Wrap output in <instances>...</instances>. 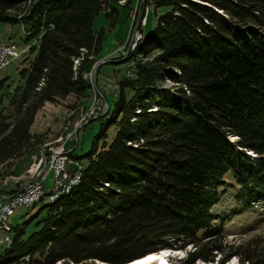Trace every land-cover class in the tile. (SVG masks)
<instances>
[{
	"label": "trees",
	"instance_id": "1",
	"mask_svg": "<svg viewBox=\"0 0 264 264\" xmlns=\"http://www.w3.org/2000/svg\"><path fill=\"white\" fill-rule=\"evenodd\" d=\"M119 1L130 4L0 0V24L18 25L25 46L19 83L0 94V181L41 143L29 128L45 103L85 97L83 74L103 40L94 21L102 14L114 24ZM143 3L169 11L126 57L132 76L95 118L90 151L69 152L84 162L78 184L12 228L0 264H126L163 250L185 251L174 264H264L262 240L224 244L212 213L227 175L238 201H264V0Z\"/></svg>",
	"mask_w": 264,
	"mask_h": 264
},
{
	"label": "rangeland",
	"instance_id": "2",
	"mask_svg": "<svg viewBox=\"0 0 264 264\" xmlns=\"http://www.w3.org/2000/svg\"><path fill=\"white\" fill-rule=\"evenodd\" d=\"M123 4L124 1L116 7L117 17L114 24H110L102 14L94 21L95 29L103 30L100 53H102V55H107L103 60V63H106L99 67V72L97 71L98 84L100 81H108L109 83L115 81L116 83L126 76V65H130V69H132V61L126 62L125 60L130 59L131 57L127 59L126 57L130 56V54L142 44V41L137 42L136 40L133 42L136 36L131 35V33L134 29L137 16L142 15L143 9L147 8V10H145L144 26L141 27L140 30L143 37L155 27L156 17L169 11L167 7H158L154 9V6L151 4L144 5L143 0H130V4L126 8L122 7ZM8 40L14 43L17 51L25 47L22 44V31L18 25L9 26L0 24V41L5 43ZM122 53H125V55L122 56ZM24 57L25 53H21L16 58L10 59L8 64L0 70V80L7 79L5 84L8 85V89L2 90L0 94H7L19 83L17 71L23 67L21 62ZM100 61L101 60H97V62ZM110 61L118 62L113 64L107 63ZM94 65L95 62L87 73L90 76L88 77L89 82L91 81V72L93 71ZM165 86L167 87L165 89H169L171 88L170 86H172L168 79L165 80ZM109 88L113 93L107 92L103 94L100 93L99 89L98 92L100 98L105 100L108 107H111L116 98V87L114 89L110 85ZM113 89L115 91H113ZM93 95H95V91L90 88L85 97L79 101H75V99L70 96L52 104L47 103L44 105L43 109H39L35 124L31 129V134L41 135V143L31 153L10 163L13 168H10V171L7 170L0 181V199L8 197L5 193L6 191H18L22 186L31 182V179H29L27 175V171L33 165H36L39 159L47 156L48 152L46 151H48L49 147L55 150L59 149L62 144L64 149H74L72 155L77 157H81L90 151L99 126V121L95 120V118L91 119L92 114H90L95 103L93 101ZM104 106L103 104V108L105 109L103 113L107 111V107ZM103 116L98 115L97 118ZM78 124L82 125L78 127ZM107 135L108 138L106 142H109L112 131L109 130ZM97 144L99 146L100 141ZM63 152H66V150H63L62 153ZM68 152H70V150H68ZM83 163L84 162L81 161V167H83ZM51 184L50 173H47L44 181L45 194H48L46 191L50 188ZM238 191L239 187L231 176L227 175L226 184L222 185L217 190L219 201L212 208V213L218 216L214 222V226L221 228L223 235L226 236L224 244L237 246L250 239L258 238V240H262V244L264 245V201H256L246 206L235 198ZM46 203H48L47 199L43 196L41 200L35 203L30 209L23 207L15 208L13 215L7 220V224L12 228L18 227L22 222L26 221L30 215L34 214L40 206ZM32 231H34L33 221L26 225L25 236ZM2 249H0V251ZM186 251H190L189 246L186 248ZM184 256L185 251L170 250L168 260L174 264L178 259ZM218 258L219 257L215 259L214 264H216ZM198 263L205 264L202 262ZM55 264L62 263L57 262ZM224 264H239V261L236 257H232Z\"/></svg>",
	"mask_w": 264,
	"mask_h": 264
},
{
	"label": "built area",
	"instance_id": "3",
	"mask_svg": "<svg viewBox=\"0 0 264 264\" xmlns=\"http://www.w3.org/2000/svg\"><path fill=\"white\" fill-rule=\"evenodd\" d=\"M122 2L123 1H119L118 5ZM145 10H147V8L143 9L141 16H137V22H135L134 29L131 33V35L136 36V38L133 39V42H135L140 36L141 27L144 26ZM24 52L25 49L17 51V48L12 41L8 40L5 43H0V70L8 64L10 59L16 58ZM125 53H122V55ZM100 62H103V60ZM125 69V77L131 78L132 69H130V65H126ZM88 77H90L88 74H83L84 79L88 80ZM93 101L95 103L94 107H92L94 111L92 110L90 113L92 114L91 119L97 118V116H100L105 110L103 108V104L105 105V103L102 101V98H100L99 93L95 92V95H93ZM80 125L78 124V127ZM62 150L71 151L72 148L64 149L61 144L59 149L49 151L46 157L39 159L36 165H33L27 171V175L29 179H31L29 184H25L14 194L4 199H0V245L2 242H7V238L11 236L12 227L7 224V220L13 215L14 209L17 207L27 208L33 200L40 196L41 192H44V181L47 173H50L52 184L46 192H53V195L62 194L66 191V188L69 187L70 181L77 177V173L80 171V161L61 158Z\"/></svg>",
	"mask_w": 264,
	"mask_h": 264
},
{
	"label": "bare ground",
	"instance_id": "4",
	"mask_svg": "<svg viewBox=\"0 0 264 264\" xmlns=\"http://www.w3.org/2000/svg\"><path fill=\"white\" fill-rule=\"evenodd\" d=\"M146 15V13H145ZM142 34H140V36L136 39L137 42L141 41L142 40ZM133 46V44H132ZM125 54H123L122 56H124ZM172 85V83H171ZM49 151H54V149L52 147H49L48 151L46 152H49ZM63 151V150H62ZM61 151V158H67L68 157V150H66V152H63L62 153ZM81 163V162H80ZM82 165H80V171L77 173V177L74 178L72 181H70V185L69 187L66 188V191H64L62 194H55L53 195V192H48V194H45V192H41L40 193V196H38L35 200H33L30 205L27 206V209H30L33 207V205L37 202H39L41 200V198L44 196L46 199H47V202L50 204V203H53L55 200H57L58 197L60 196H63V195H66L69 193V191L78 184L79 182V178H80V174H81V167ZM14 234V233H13ZM12 237V232H11V236H9L7 238V242H2V244L0 245V249L4 248V247H7L10 242H11V238ZM152 253V254H149L139 260H136L135 262L131 263V264H170L168 262V258L170 256V252L168 250H165L163 253Z\"/></svg>",
	"mask_w": 264,
	"mask_h": 264
},
{
	"label": "water",
	"instance_id": "5",
	"mask_svg": "<svg viewBox=\"0 0 264 264\" xmlns=\"http://www.w3.org/2000/svg\"><path fill=\"white\" fill-rule=\"evenodd\" d=\"M206 6V5H205ZM215 12H217L218 14H220L218 11H216L215 10ZM136 22H137V20H136ZM97 62V61H96ZM96 62H95V65L93 66V71L91 72V81H90V83H89V86H90V88L92 89V90H94L95 92H97V93H99L98 92V89H97V86H96V76H97V71H98V68L101 66V65H103V64H105L106 62H97V64H96ZM118 61H110V62H107V63H111V64H113V63H117ZM103 100V99H102ZM103 102L105 103V105H106V107H107V109H108V106H107V103L105 102V100H103ZM104 114H106V111L104 112V113H102V114H100L101 116H103ZM234 140H236V138H234L233 140H231V141H234ZM73 150V149H72ZM71 150V151H72ZM247 155H249V156H252L253 158H257L255 155H253L252 153H247ZM165 250H163V251H159L158 252V254H160V253H163ZM169 252H170V250H169ZM150 254H152V253H150ZM157 254V255H158ZM147 255H149V254H146V255H144L143 257H145V256H147ZM143 257H140V258H138V259H135V260H132V261H130V262H128V263H126V264H131V263H133V262H135L136 260H139V259H141V258H143ZM72 264V263H71ZM88 264H107V263H104V262H99V261H96V260H94V261H91V262H89ZM197 264H199V263H197Z\"/></svg>",
	"mask_w": 264,
	"mask_h": 264
},
{
	"label": "crops",
	"instance_id": "6",
	"mask_svg": "<svg viewBox=\"0 0 264 264\" xmlns=\"http://www.w3.org/2000/svg\"><path fill=\"white\" fill-rule=\"evenodd\" d=\"M0 43H2L1 41H0ZM105 56H107V55H102V53H99L98 54V56H97V60H104L105 59ZM111 64V63H110ZM98 72H99V68H98ZM98 72H97V76H96V86H97V89H99L100 90V93H103V94H106L107 92H112V91H110V85L115 89V87H116V83H115V81L113 82V83H109L108 81H104V82H101L100 81V83L98 84ZM98 84V85H97ZM113 89V91H115ZM113 93V92H112ZM115 93H116V91H115ZM70 97V96H69ZM47 103H45L44 105H46ZM44 105H43V107H44ZM43 107H41V109H43ZM39 111V110H38ZM38 111L36 112V114H35V116H34V120H33V123L31 124V126H30V128H29V133L31 134L32 132H31V129L33 128V126H34V124H35V120H36V117H37V113H38Z\"/></svg>",
	"mask_w": 264,
	"mask_h": 264
}]
</instances>
